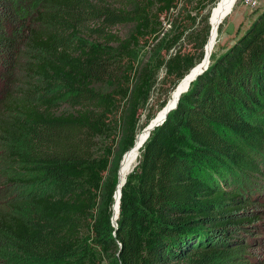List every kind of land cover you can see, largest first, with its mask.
<instances>
[{"label": "trees", "instance_id": "16d2710c", "mask_svg": "<svg viewBox=\"0 0 264 264\" xmlns=\"http://www.w3.org/2000/svg\"><path fill=\"white\" fill-rule=\"evenodd\" d=\"M39 2L47 9L33 12L56 27L34 29L30 37L39 52L30 67L38 95L14 99L11 109L7 104L11 121L4 128L20 148L14 161L29 171L32 192L28 201L20 193L19 214L0 212V247H6L0 264H230L219 234L249 217L230 219L238 206L230 203L240 196L218 184L227 172L258 169L243 145L263 138L253 117L264 113V10L224 51L211 54L176 107L146 135L121 186L114 225L118 171L105 173L114 143L121 134V157L157 115L150 111L139 123L153 75L138 68L133 52L163 32L162 15L178 0ZM115 24L132 29L120 36L110 30ZM187 29L179 22L166 49ZM209 30L207 13L202 30L189 31L194 49L161 60L170 84L158 111L202 64Z\"/></svg>", "mask_w": 264, "mask_h": 264}, {"label": "rangeland", "instance_id": "374dc122", "mask_svg": "<svg viewBox=\"0 0 264 264\" xmlns=\"http://www.w3.org/2000/svg\"><path fill=\"white\" fill-rule=\"evenodd\" d=\"M39 1L21 0L22 4L20 5L14 0H0V212L2 215L9 212L14 215L19 214L21 212L19 209L20 193L24 196L23 199L28 201L29 194L32 192L25 175L27 171L22 167L23 163L14 161L15 153L20 148L15 147L13 138L8 137L4 132V128L11 121L10 117H6L8 115L7 104L9 106L14 103V99L18 100L30 94L34 96L33 100H36L38 95L37 76L30 70V67L32 63L36 62L35 57H38L39 52L37 53L30 46V37L34 29L45 31L55 26V24L45 21V16L40 17L33 12L34 8L43 11L47 9L42 8ZM107 1L116 3L117 0ZM217 1L178 0L177 5H171L168 12L162 15L164 20L163 32L165 33H159L158 37L151 38L148 42L134 49L135 64L139 69L146 67L153 75L148 99L139 109V123L141 125L144 124L148 112L157 111V114L160 111H158L159 103L164 98L170 84V80L165 74L164 62L161 63V60L166 59L169 53L175 50L186 52L194 49V40H191L188 35L189 31L193 28L202 30L205 15L208 13L209 22L211 10ZM27 3H31L30 6ZM263 10L264 0H236L232 9L220 24L219 37L212 54L218 55L224 51ZM192 16L195 17L194 22L191 19ZM172 20H174V27L169 26V22ZM179 22L187 26L186 35L184 34L175 45L167 50L166 44L177 32ZM131 29L132 25L130 24H115L110 28L120 36H126ZM10 78H14V81L6 83ZM101 88L109 89L110 86L102 84ZM171 92L168 93V99ZM9 108L11 109L10 106ZM260 111L258 110V112ZM3 114L5 117H2ZM263 114L257 116V113L253 117L255 123L260 127L259 131L262 133L260 135L263 138H259L257 142H246L243 145L244 152L248 154L252 159L251 161L255 163L254 167L256 166L258 169H253L256 170L255 173L246 170L242 172L241 169H237L239 171L233 170L231 174L227 172L223 176L225 182L218 184L225 191L237 192L240 196L236 203H230V205H238L231 211L230 219L236 220L239 217H249L248 220L230 222L219 234L221 237H218V245L226 246L224 249H229L230 256L225 261L230 264H264ZM11 115H15V112H12ZM120 137L121 134L114 143V150L106 174H117V171L119 173L120 162L126 152L121 157L119 156ZM19 141H21V138ZM116 176L118 177V175ZM251 180L258 184L257 188L252 187ZM236 181L238 186H234ZM243 183L245 186L242 185ZM241 194H244V197ZM2 249L6 251V247H0V250Z\"/></svg>", "mask_w": 264, "mask_h": 264}, {"label": "bare ground", "instance_id": "6f19581e", "mask_svg": "<svg viewBox=\"0 0 264 264\" xmlns=\"http://www.w3.org/2000/svg\"><path fill=\"white\" fill-rule=\"evenodd\" d=\"M235 1L236 0H218L217 1L213 9L211 10V13L209 16L210 31H209L208 41L205 46V58L202 64L194 68L193 71H190V73L184 78V80L181 79L182 81L178 84L176 89L171 93L167 103L157 113L156 117L153 120L151 119L152 122L148 126L142 129H139L137 131L136 139L134 141L133 147L123 155L122 160L120 162L119 173H118L117 183H116V190L114 193V201L112 205V212H113L114 219H116L115 216L117 214V211L119 210V201H118L119 191H121V186L124 180L126 179L127 174H129V171L136 163L137 156L139 154V147H141V144L144 142V139L147 133L149 132L151 125L155 124L157 121L161 120L164 117L167 109L174 105L175 101L178 99L181 92L189 85L193 77L201 69L205 67L206 63L209 62V58L214 50L215 44L219 37V32H218L219 25L221 24L223 19L227 16V14L230 12Z\"/></svg>", "mask_w": 264, "mask_h": 264}, {"label": "water", "instance_id": "95a60500", "mask_svg": "<svg viewBox=\"0 0 264 264\" xmlns=\"http://www.w3.org/2000/svg\"><path fill=\"white\" fill-rule=\"evenodd\" d=\"M209 62H210V59H209ZM209 62L206 63L205 67H204L203 69H201V70H200V71H199V72L193 77V79L196 78V76H197L199 73H201L204 69L207 68ZM190 70H191V68H190ZM187 88H188V86H187L183 91H185ZM178 99H179V97H178ZM178 99L175 101V103H174V105H173L172 107H170V108L167 109V111H166L164 117H163L161 120H159V121H157L155 124L151 125L150 130H151L155 125L161 124V123L165 120V118H166L168 112H169L172 108L176 107L177 102H178ZM150 130H149V132H150ZM149 132L147 133V135L149 134ZM146 137H147V136H146ZM146 137H145V139H146ZM145 139H144V140H145ZM124 181H125V180H124ZM120 195H121V191H119V195H118L119 198H118V201H119V199H120ZM117 215H118V211H117V214H116L115 217H117ZM112 219H113V224L116 225V219H114L113 217H112Z\"/></svg>", "mask_w": 264, "mask_h": 264}]
</instances>
